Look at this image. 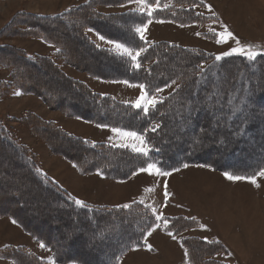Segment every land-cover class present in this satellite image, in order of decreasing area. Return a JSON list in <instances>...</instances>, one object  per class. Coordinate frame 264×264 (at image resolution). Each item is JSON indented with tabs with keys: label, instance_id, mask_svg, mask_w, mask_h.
<instances>
[{
	"label": "trees",
	"instance_id": "trees-1",
	"mask_svg": "<svg viewBox=\"0 0 264 264\" xmlns=\"http://www.w3.org/2000/svg\"><path fill=\"white\" fill-rule=\"evenodd\" d=\"M135 2L136 0H132V2L129 0H86L51 15H36L20 11L16 18L12 17L6 26L0 29V34L6 27H9L13 31L12 35L17 34L18 37L23 36L26 39L40 40L50 44L56 48L54 54H57L58 61L62 60L64 64L72 67L73 62L78 61L75 56L70 57L69 53H73L74 49L67 41L63 47L60 43L61 38L53 36L63 27H68L69 32L79 31L78 38L75 40H80L83 43L84 48L90 52V59L100 61V63H104V61L113 63V68L106 65V67L110 66L109 69L113 71L112 74H106L110 79L144 85V90L150 96L157 95V88L170 89L168 94L159 98L162 103H158L155 109L150 107L149 114L146 116L142 109H136L130 104L118 102L111 97L96 95L91 91L87 93L85 86L77 85L78 81L74 79L70 80L68 89H72L73 96L80 97L85 92L89 97V100H86L88 103L82 104L83 107L76 105V108L81 110V113H78L79 117L105 127L135 131L137 134L143 135L146 147L151 151L145 157L141 152L134 151L127 146L114 147L104 142L92 143L88 140L74 138L71 140V144L78 147V151L80 150L77 157L61 153L60 155L74 164L81 175L98 172L109 179L120 181L128 180L142 167L146 168L149 163H153L157 168L165 171L180 170L187 164L188 166L209 167L214 171L227 172L234 176H256L261 169H264V50L252 47L253 51L259 52L261 55H258L254 61H249L246 55L210 54L200 49L184 47L168 41L151 42L141 39L136 28L145 25L150 20L187 26L204 24L210 18L196 10L199 4L202 5L200 0H146V4L153 9L151 16L128 9V6ZM23 18L26 19L18 25L17 22L19 23ZM75 21L81 22L76 25ZM109 21L120 23L121 30L118 36L113 35V29L109 28L112 26ZM34 23L39 25L34 26ZM45 23L48 25L47 27ZM90 29L117 42H127L125 47L131 50L132 55H136L140 49L143 51L133 61L131 57L121 51L123 49H116V51L101 49L90 38ZM70 34L72 36V33ZM217 56L222 58L217 60ZM37 57L48 60L47 62L51 66H57L56 62L50 59L51 57L28 53L9 45H0V68L11 71L8 78L0 79V100L8 96L4 93L10 95L26 92L33 95L39 94L38 88L35 93L31 89L32 83L24 80L25 76L29 77L30 74L37 73V69H42L41 66V68L38 67ZM171 57L178 60L176 67L181 68L179 72L170 71V62L168 61L171 60ZM186 58H188V62H185ZM12 59L18 60L19 64L24 67L15 70L13 68L15 64H11L13 63ZM137 63L140 64L139 69L135 66ZM74 67L76 66L74 65ZM117 67L120 68V71ZM87 68L91 71L92 65ZM247 71L257 73V81L240 82L236 88L239 91L233 95V85H231L233 79ZM92 75L97 76L101 73L95 72ZM209 77L212 78V81L219 77L225 79L224 86H221V89L215 91L213 95L209 94L212 87ZM58 82L62 83L64 80L59 79ZM196 83H199L201 90L195 89L191 93L189 87ZM183 96H186L185 100L193 98L196 104L187 106L185 103H181ZM39 98L43 99L41 95ZM174 99H178V103L173 106L171 103ZM216 102L221 103L222 106L217 105ZM180 106H182L181 109ZM70 108L73 109V106L68 107V109ZM91 109L100 113L98 118L91 114ZM190 110L193 114L198 112V121L195 124L191 120H186L185 126L188 128L185 134L189 137L192 136L191 138H195L197 141L196 145L185 147L184 141L181 142L176 138L168 140L167 137L171 130L166 128L168 124L180 128L179 122L183 118V114L177 120L170 119L169 114L172 111L180 114ZM213 122L218 123L217 128L210 127ZM50 123L52 122L50 121ZM153 128L156 130L152 131ZM51 131L56 135H65V132L63 131V133L58 126L52 128ZM225 135L231 140L230 145L226 140L220 141L218 144H210V140L213 141L214 137ZM203 144L206 147H201ZM2 153L5 155L14 154L15 162L9 157L8 162L27 172V175L22 174L26 176L27 185L30 187L28 194L30 192L35 194L38 191L45 194L46 202L58 204L55 206L56 215L49 216L53 224L39 226L41 228L45 226L47 230H52V235L56 240L52 241L51 238L44 235L47 232L45 229L44 232L38 231L36 225H33L35 229H25L50 250L52 261L55 264H120L129 252L143 248L147 234L152 232L153 228L158 227L167 234L170 231L171 236L178 239L188 264H224L214 258L217 254L225 252V248L219 242L207 241L195 236H179L197 228L199 223L196 219H188L182 215L165 217L167 225L161 227L155 212L149 206L138 201L124 204L128 205L127 208L124 205H95L83 201V206L77 204L76 201L79 199L54 181L42 168L36 153L21 144L20 138L12 134L0 121V157H2ZM206 155L208 157H205ZM91 157L94 160L88 161V158ZM254 157L257 159L252 164L244 166V160ZM122 160L123 162H121ZM122 166L125 168L122 169ZM32 183L37 187L31 186ZM0 196L2 200L4 197L2 194ZM19 200L21 201V199ZM12 201L15 205L18 204L15 200ZM68 210L70 213L73 212V214L71 213L73 216L68 217L70 219L68 222L72 223L71 226H85L90 232L101 231L100 235H94L88 239L89 243L100 246L89 249L87 258L76 254L86 251L84 246L79 248L80 251L76 252V249L71 251L69 255L62 254L57 246V243L68 236L61 231L62 228L59 224L65 216L64 212ZM9 214V211L0 205V216ZM15 219L21 226L27 227L26 223H21L22 220L18 217ZM157 225L158 227H156ZM110 241L118 242V245L110 244ZM7 249L8 251L5 252L4 250ZM7 249L0 250L2 254L0 258H5L11 264H49L23 246Z\"/></svg>",
	"mask_w": 264,
	"mask_h": 264
},
{
	"label": "rangeland",
	"instance_id": "rangeland-1",
	"mask_svg": "<svg viewBox=\"0 0 264 264\" xmlns=\"http://www.w3.org/2000/svg\"><path fill=\"white\" fill-rule=\"evenodd\" d=\"M85 1L0 0V29L5 27L12 17L16 18L20 11L36 15H51ZM200 2L202 5L199 4L196 10L210 18L206 23L180 26L164 21H149L145 24L147 27L143 29V39L152 42L156 40L168 41L180 46L200 49L210 54H222L230 52L233 48L239 49L249 45L264 50V0H200ZM149 8L146 0L145 5L135 2L128 6L130 10L145 14L148 13ZM25 19L23 18L17 24L23 23ZM79 22L81 21H75V24L78 25ZM119 24L111 22L112 26L109 27L111 30L113 29L112 32L115 36H118L121 30ZM33 25L39 24L34 23ZM45 26L48 25L45 23ZM11 30L6 27L0 34V45H9L28 53L51 57L50 59L56 62L57 66H51L47 62L48 60L37 57L38 67L41 66L42 69H37V73L30 74L29 77L25 76L24 80L32 83L31 89L35 93L38 88L43 99L39 98V94L33 95L30 92L20 93V95L4 93L8 96L0 100V121L12 134L20 138L21 144L36 153L42 168L54 181L57 182L58 179L70 193L94 203L117 205L128 201H138L149 206L155 212L156 217H161L159 219L161 227L165 225V217L182 215L188 219H196L199 223L197 228L179 236H195L207 241L219 242L225 248V252L217 254L214 258L224 264H264V176L256 175V184L244 179L234 181L227 179L224 173L199 165H189L180 170L169 171L171 174L167 176L158 175L155 170H151V172L139 170L131 178L123 181L109 179L98 172L93 173V176H91L92 174H88L87 177L81 176L74 164L60 155L61 153L77 157L80 150L78 151V147L71 144V140L74 138L88 140L92 143L104 142L114 147L127 146L131 149L134 146L145 149L147 147L145 142L141 144L138 140L114 133L113 128L100 127L98 126L100 124L82 119L78 114L81 113V110H78L76 105L83 107L82 104L88 103L87 93L91 91L96 95L111 97L118 102L134 106L142 94L141 88L135 83L110 79L106 74H112L113 71L109 67L113 68V63L110 61L100 63V61L90 59V52L84 48L83 43L80 40H75L78 38L79 31L69 32L68 27H63L53 35L61 38L60 43L63 47L67 41L74 49L73 53L69 54L71 58L75 56L78 61L73 62L76 67L74 65L71 67L64 64L62 60L58 61L57 54H54L55 47L40 40L18 37L17 34L12 35L13 31ZM228 32L232 33V37L228 36ZM89 33L90 38L101 49L116 51L114 44L105 43L99 39L98 33L93 30ZM137 33L140 37V33ZM237 40L240 42L239 44H237ZM121 51L123 52V50ZM177 61L173 57L168 61L170 62V71L179 72L181 70L176 67ZM11 62H13L12 65L15 64L13 67L15 70L24 67L19 64L18 60L12 59ZM185 62H188V58L185 59ZM89 65H92L91 71L87 68ZM106 65L110 66L106 67ZM117 69L120 71V68L117 67ZM9 72L11 71L0 68V79L8 78ZM95 72L101 73V75L93 76L92 74ZM256 78L257 73L250 71L235 77L231 83L233 95L239 91L236 88L240 82H256ZM59 79L64 80L63 84L58 82ZM73 79L80 82H77V85L85 86L87 93L84 92V95L82 94L80 97L73 96L72 89H68L69 81ZM211 79L209 77V81L212 83L209 94L213 95L215 91L221 89V86H224L225 79L223 77L213 79V81ZM189 89L191 93L195 89L201 90L199 83L192 84ZM169 91L170 89L158 91L155 97L159 100ZM184 97L186 96L182 97L181 103H185L187 106L196 104L193 98L185 100ZM175 103H178V99H174L171 104L174 106ZM216 104L222 106L221 103L216 102ZM70 106H73V109H68ZM179 108L181 109L182 106ZM218 113H216L217 116H219ZM91 114H94L95 118L100 115L92 109ZM182 114L183 118L179 122L180 128L172 126V124L167 125L166 129L172 131H169L170 135L167 138L168 140L176 138L181 142L184 141L185 147H191L193 144L196 145L197 139L185 134L188 128L185 126V121L191 120L196 124L198 112L193 114L190 110L179 114L172 111L169 117L177 120ZM217 125V122H213L210 127L217 128ZM56 126L60 127L65 135H56L51 131ZM223 140H226L228 145L232 143L225 135L214 137L213 141L210 140V144H218ZM201 147H206V145L203 144ZM1 155L0 195L2 194L4 198L0 199V205L10 214L0 216V250L23 246L49 264H55L52 261L50 250L41 247V241H38L26 230L35 229L33 225H36L38 231L44 232L45 229L47 232L44 235L51 238L52 241L56 240L52 235V230H47L45 226L53 224L49 216L56 215L55 206L58 204L46 202L45 194L38 191L35 194L34 192L28 194L30 187L27 185L26 176L23 175H27V172L8 162L10 159L15 162L14 154L5 155L2 153ZM257 156L259 158V155ZM255 159L257 158H247L243 161L244 166L252 164ZM93 160V157L88 158V161ZM124 168L122 166V169ZM140 174L145 177L140 176L141 179L136 180V176ZM33 184L31 186L37 187ZM165 192L168 193L167 197ZM240 195L244 201L237 197ZM12 200L18 204L15 205ZM242 202L245 206L241 208ZM230 204L233 205L232 212L229 213L230 216L227 218L225 214L220 217V209ZM64 213L65 216L59 224L62 228L61 231L68 236L57 243V246L64 255L71 254V251L75 249L77 252L80 247L84 246L86 251L79 250L80 253L76 254L87 258L89 249L100 246L93 245L91 242L90 244L88 239L94 235H100L101 231L90 232L85 226H71L72 223L68 222L70 220L68 217H72L73 212L71 214L68 210ZM17 217L24 221L21 223H26L27 227L21 226L15 219ZM226 218L231 223L229 227H225L222 223V219ZM43 225H45L44 228L39 227ZM132 228L134 229V226ZM133 229L131 231H134ZM151 236V241L148 242V246H151L150 249L146 247L133 251L132 256L129 252L121 264H188L177 238L163 232L161 228L152 231L149 238ZM109 243L118 245V242L110 241ZM4 251L7 252L8 249ZM0 255L2 254L0 253ZM0 264H11V262L0 258Z\"/></svg>",
	"mask_w": 264,
	"mask_h": 264
},
{
	"label": "snow or ice",
	"instance_id": "snow-or-ice-1",
	"mask_svg": "<svg viewBox=\"0 0 264 264\" xmlns=\"http://www.w3.org/2000/svg\"><path fill=\"white\" fill-rule=\"evenodd\" d=\"M129 2H132V0H129ZM136 2L140 3L141 5H145V0H136ZM152 11H153V9L149 8L147 14L149 16H151L152 15ZM146 27H147V25H143L141 27H137L136 28V31L140 33V38L141 39H143V29L146 28ZM90 31H92V30L90 29ZM97 35H98L99 39H101L105 43L114 44L116 49H123V52L126 53L129 57H131V59L133 61H135L137 59V56L140 55V52L143 51V49H140L139 51H137L136 55H132L131 50L128 47H125V43H127V42H117L116 40L111 39V38H106L103 34H99V33ZM228 36L232 37V33L228 32ZM239 43L240 42L237 40V44H239ZM234 53H238L240 55H246V57H247V59L249 61H254L258 55H261V53L253 51L252 47L250 45L242 47V48H239V49L233 48V49H231L230 52H226L223 55L224 56H228V55H232ZM221 58H222L221 56H217L216 57L217 60H220ZM135 66H136L137 69L140 68V64L139 63H137ZM125 83H127V82L125 81ZM173 83H175V81H173ZM137 86L141 88L142 94L137 99L134 107L136 109H142L143 113L147 116L149 114V108L151 107L152 109H155L156 105L158 103H162V101H159L155 96H149L148 93L144 90V85H137ZM156 91H162V89L157 88ZM16 94L20 95V93H16ZM98 126L104 127V125H98ZM156 127H159V125H156ZM155 130H156V128L152 129V131H155ZM112 131L114 133H118L119 135H121L123 137H129V138H132L134 140H138V141L141 142V144H143L145 142L143 135H138L135 131H122L121 129H118V128H113ZM133 150L137 151V152H141L145 157H147L149 155V152L151 151V149L137 148L135 146L133 147ZM184 167H188V165L185 164ZM151 170H155L156 174L162 175V176H167V175L171 174L169 171H165V170H162L160 168H157L156 165L153 164V163H149L147 165L146 169L143 168V167L140 169V171H150V172H151ZM177 170H179V169H177ZM224 175L229 180H234L235 181V180L244 179V180H248L249 182H251L253 184H256L255 175L252 176V177H241V176L230 175L227 172H225ZM256 175L264 176V169H261ZM256 186L259 187V185H256ZM167 195H168V193L165 192V196L166 197H167ZM76 203L81 205V206H83V202L80 201V200H77ZM124 207L127 208L128 205H124ZM159 219H161V217L158 216L157 220H159ZM13 222L15 223V221H13ZM165 224L167 225V220L166 219H165ZM156 227H158V225ZM154 230H155V228H153V231ZM168 234L172 235V233L170 231L168 232ZM148 235H151V232H149ZM41 247H44V245L42 244ZM148 247H149V249L151 248L150 245Z\"/></svg>",
	"mask_w": 264,
	"mask_h": 264
},
{
	"label": "crops",
	"instance_id": "crops-1",
	"mask_svg": "<svg viewBox=\"0 0 264 264\" xmlns=\"http://www.w3.org/2000/svg\"><path fill=\"white\" fill-rule=\"evenodd\" d=\"M68 164L70 165V163L68 162ZM73 168V167H72ZM81 175V174H80ZM81 176H83V177H87L88 175H81ZM91 176H93V174L91 175ZM95 176V175H94ZM97 176V175H96ZM140 176L142 177V176H144V175H142V174H140V175H138V176H136V180L137 179H141L140 178ZM97 177H99V176H97ZM145 177V176H144ZM57 179V178H56ZM135 179H134V181H135ZM57 182L60 184V186H62L63 188L65 187L58 179H57ZM64 189H66L67 190V192H69L70 193V191L68 190V188L67 187H65ZM71 195H73L75 198H77V199H79V200H81V201H83V202H87V203H90V204H95V205H108V204H103V203H100V202H97V203H94V202H92V201H88V200H85V199H83V198H81V197H78V196H75L74 194H72V193H70ZM91 194V193H90ZM87 195H89V194H87ZM234 196H236V195H234ZM237 197H239L240 198V200H242V201H244V198L240 195V196H237ZM129 202H131V201H128L127 203H129ZM258 202V204H259V201H257ZM127 203H123V204H117V205H124V204H127ZM242 205L240 206L241 208L242 207H244L245 206V204L242 202L241 203ZM110 206H114V205H110ZM232 207H233V205H229V206H226V207H224V208H222V209H220V217L222 216V215H225L226 214V216H227V218L230 216V214H231V212H232ZM227 208V209H226ZM245 212L247 211V210H244ZM228 213V214H227ZM230 213V214H229ZM227 218L226 219H222V223H223V225L225 226V227H229L230 225H231V223L227 220ZM243 219H244V216H243ZM152 238V236L149 238V235L147 236V238H146V240H145V243H146V247L148 248V242H150L151 239ZM148 239H149V241H148ZM145 247V248H146ZM144 249V248H143ZM135 252V251H134ZM131 254V256L133 255V253L131 252L130 253ZM128 256V255H127ZM126 258V257H125Z\"/></svg>",
	"mask_w": 264,
	"mask_h": 264
}]
</instances>
